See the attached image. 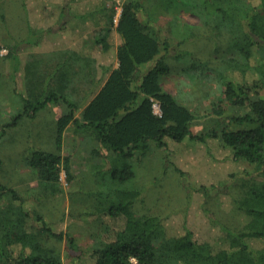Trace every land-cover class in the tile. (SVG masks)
Instances as JSON below:
<instances>
[{"label":"trees","instance_id":"trees-1","mask_svg":"<svg viewBox=\"0 0 264 264\" xmlns=\"http://www.w3.org/2000/svg\"><path fill=\"white\" fill-rule=\"evenodd\" d=\"M180 2L193 11L203 10L199 32L176 17L170 22L171 37L165 36L146 1H124L117 24L115 12L107 6L106 25L96 30V44L108 50L117 31L119 65L91 100L92 91L80 100L71 97L66 90L70 76L63 72V84L49 89L46 85L41 95H22L25 109L5 121L1 137L18 127L23 117L36 118L49 105L64 109L55 126L56 149L33 145L28 159L39 179V189L33 191L36 199L37 193L49 197L63 192V170L72 178V159L61 151L64 132L73 125L82 144L88 135L98 141L92 151L106 161L112 201L97 209L107 228L104 239L85 251L75 237L55 231L38 210L27 208V200L4 182L0 152V264H64L56 243L65 238L68 258L79 264H133V258L138 264H264V0ZM176 35L178 46L186 47L181 51L176 47L173 53L171 39ZM201 37L214 42L226 39L223 56L213 62L194 54L188 44ZM182 54L198 69L192 74L186 71L193 81L201 84L206 77L212 84L200 93V100L211 102L207 116L214 119L200 133L193 130L196 113L162 83V76L171 71V61ZM55 77V72L50 73L49 79ZM156 102L160 114L155 112ZM208 138L219 139L234 160L249 166L233 184L238 190L233 204L244 215L242 225L224 224L220 237L204 241L189 227L173 230L163 215L137 213L134 208L142 200V187L125 185L135 179V167L150 149L166 147L169 141Z\"/></svg>","mask_w":264,"mask_h":264},{"label":"rangeland","instance_id":"rangeland-1","mask_svg":"<svg viewBox=\"0 0 264 264\" xmlns=\"http://www.w3.org/2000/svg\"><path fill=\"white\" fill-rule=\"evenodd\" d=\"M124 1L126 0H107V5L117 15ZM141 1L147 2L146 8L149 7L154 13L165 36L171 37L170 22L176 17L184 26L192 25L196 27L195 30L200 31L202 9L199 12L185 8L180 0ZM252 1L258 3V0ZM26 2L25 5L50 3L49 0H26ZM13 5H21L20 0H0V72L2 73L0 128L5 121L8 123L10 118L23 112L25 104L22 95H37V93L41 95L44 94L41 91L46 85L49 89L60 83L63 84L61 72L70 76L66 90L70 92L71 97L80 100L84 94L92 91L91 100L96 92L90 84L91 79H96L101 74L100 84H102L108 75L102 63L110 67V70L118 65L117 45L120 38L116 30L115 43L111 49L97 51L96 57L90 56L92 59L88 55L81 59L71 56L68 64H64L63 56L66 53L69 55L72 51L66 53L56 51V56L46 58H41L39 53L31 48L29 53L15 52L14 41L20 35H25L26 27L23 26L20 35L15 33L17 29L15 21L12 15L7 16V10L11 14L15 13L8 9ZM193 5H196V2ZM178 39L177 35L171 39L174 43L173 53L177 48L181 51L186 47L178 46ZM225 41L226 39L214 42L204 37L194 38L188 47L201 59L213 58L215 62L225 53ZM88 43L87 41L86 44ZM9 45L13 47L10 48ZM189 59V56L182 54L177 62L172 60L171 71L162 76V83L180 102L196 113L197 119L193 124V130L200 133L205 126H212L214 119V116H207L213 108L211 102L206 98L200 100V93L208 91L212 84L206 80V77L201 84L193 81L186 71L192 74L198 69ZM58 63L63 67L55 69ZM97 63L101 64L102 70ZM82 64L84 68H81ZM93 67H97L100 73H94ZM53 72L56 73V77L49 79L50 73ZM199 72L203 75L206 73ZM156 111H159V108ZM63 112L64 109L60 105H49L40 110L39 118L25 116L18 127L11 128L5 136H0L2 175L4 182L16 188L27 200V208L38 210L55 231L72 235L76 243L87 251L104 239L107 228L97 209L108 206L112 201L110 193L113 185L106 180L108 174L104 172L106 161L104 162L101 156L93 155L99 145L98 141L88 135L74 153L72 151L75 149L77 139L75 141L73 134L78 137L80 134L75 132L73 125L68 128L61 153L65 156L70 155L72 159V178L69 179L65 170L62 171L63 192L56 196L43 197L42 193H37V198L40 200L36 199V192L33 191L36 187L39 189L37 186L39 179L28 164V159L34 150L33 145L49 151L55 148L53 120ZM77 115H80V111ZM93 147H95L94 151H92ZM247 168H249L248 164L234 160L231 151L217 138H208L206 141L186 139L179 143L169 141L166 147L155 146L150 149L137 165V169L135 167V179L130 183L127 182L125 186L142 187V200L137 201L134 208L137 213L163 215L173 230H182L186 226L191 228L201 240L211 241L222 235L224 224L231 228L242 225L244 215L237 211L233 204V195L238 192L233 184ZM34 223L36 224V221ZM56 244L61 251L64 264L77 263L68 258L66 238Z\"/></svg>","mask_w":264,"mask_h":264},{"label":"crops","instance_id":"crops-1","mask_svg":"<svg viewBox=\"0 0 264 264\" xmlns=\"http://www.w3.org/2000/svg\"><path fill=\"white\" fill-rule=\"evenodd\" d=\"M49 2L47 5H25L27 4L26 0H20L21 5H13L8 8L15 11V13L11 14L7 10V16L10 17L12 15L15 21L17 27L15 33L20 35L23 26L26 27L25 35H20L14 41L15 52L28 51L27 53H29V48H31L33 51L38 52L41 58H46L47 56H56V51H63L64 53L72 51L71 55L66 53L63 56L62 62L64 64H68L71 56L77 57V59L85 58L86 55L96 57V52L102 50L96 44L99 36L96 30L106 25V13H104V10L108 6L107 0H49ZM87 41L89 42L88 44H86ZM25 45L27 46L25 47ZM9 47L12 48L13 46L9 45ZM33 47L36 48L34 49ZM76 63L80 64L79 62ZM97 66L101 69V64L97 63ZM61 67L63 65L58 63L54 68ZM102 67L104 70L107 69L106 81L113 69L110 70V67L103 65V63ZM81 68H84V64L81 65ZM93 72L100 73L97 67H93ZM101 79V74L96 79H91L90 84L92 89L96 90L95 94L105 82L100 84ZM38 114H36V118H39ZM59 117L53 120L55 126ZM68 128L64 132L63 145L65 144ZM73 135L75 141L77 139L75 149L72 151L75 153L77 151L76 148L82 145V140L80 141V138L75 133Z\"/></svg>","mask_w":264,"mask_h":264},{"label":"built area","instance_id":"built-area-1","mask_svg":"<svg viewBox=\"0 0 264 264\" xmlns=\"http://www.w3.org/2000/svg\"><path fill=\"white\" fill-rule=\"evenodd\" d=\"M121 11H122V8H121V10L118 12V14L115 15V17H114V21H115L116 24L118 23V20H119V18H120ZM157 108H159V111H156ZM154 109H155V112H156V113H158V114L161 113L160 104H159L158 102H156V103L154 104ZM132 261H133V264H138V262H137V260H136L135 258H133Z\"/></svg>","mask_w":264,"mask_h":264}]
</instances>
